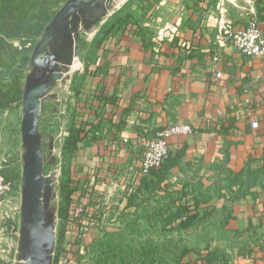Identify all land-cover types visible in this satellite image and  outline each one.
Instances as JSON below:
<instances>
[{"label": "crops", "instance_id": "1", "mask_svg": "<svg viewBox=\"0 0 264 264\" xmlns=\"http://www.w3.org/2000/svg\"><path fill=\"white\" fill-rule=\"evenodd\" d=\"M253 16L264 36V0H115L83 33L80 67L40 122L56 136L59 204L82 203L87 221L81 230L66 216L62 255L75 257L76 236L89 246L128 223L198 238L176 264H264V60L215 42L220 20L243 27ZM174 124L191 130L143 174L147 143ZM186 200L197 214L182 227Z\"/></svg>", "mask_w": 264, "mask_h": 264}, {"label": "water", "instance_id": "2", "mask_svg": "<svg viewBox=\"0 0 264 264\" xmlns=\"http://www.w3.org/2000/svg\"><path fill=\"white\" fill-rule=\"evenodd\" d=\"M115 0H66L36 40L22 91L21 212L16 264H53L57 200L55 134H44L40 122L47 101L69 78L83 51V33L103 21Z\"/></svg>", "mask_w": 264, "mask_h": 264}, {"label": "rangeland", "instance_id": "3", "mask_svg": "<svg viewBox=\"0 0 264 264\" xmlns=\"http://www.w3.org/2000/svg\"><path fill=\"white\" fill-rule=\"evenodd\" d=\"M39 36L35 39L34 44ZM26 54L31 56L32 49ZM15 46L22 48L23 45L19 42H14ZM28 59V61H29ZM74 65L80 67V61H75ZM79 67L76 69L78 70ZM76 71L75 69H73ZM23 75L20 78V84L25 83L26 74L28 72V62L22 66ZM9 79H3L0 81V89H8ZM23 111H22V99L19 103H16L10 108H3L0 111V175L6 179V174L19 176L13 182L17 183L21 179L22 175V135H21V123H22ZM51 167L58 168V165H51ZM50 166H46L45 172L49 171ZM54 170V169H53ZM18 186L14 185L11 192L8 194L7 200L4 204L0 205V264H16L17 256V238L14 234L15 229L10 228L7 224V220L11 219L15 221L18 219L16 208L20 204V196L17 192ZM58 196L61 198L62 196ZM6 214L11 217H6ZM12 216H16L15 219ZM57 223L58 230L56 229V244H57V256L56 264H64L66 260L71 262L76 261L75 264H176L182 259V253L187 250L193 242L198 239L193 236L179 237V236H160L157 231L152 232V235H146V227H130L126 226L118 233H111L101 237H96L90 243L85 245L82 241L83 237H75L80 240L76 246V251L70 258L67 253L61 254L62 244L65 243L62 239H70L61 235V213L59 214ZM20 219V218H19ZM20 221V220H19ZM78 223V222H77ZM80 227H86V224L79 223ZM94 226L97 222L92 223ZM143 224V223H142ZM144 228V229H143ZM67 231V230H66ZM59 248V249H58ZM72 248V247H71ZM75 248V247H74ZM65 253V251L63 252ZM67 260V261H68Z\"/></svg>", "mask_w": 264, "mask_h": 264}, {"label": "trees", "instance_id": "4", "mask_svg": "<svg viewBox=\"0 0 264 264\" xmlns=\"http://www.w3.org/2000/svg\"><path fill=\"white\" fill-rule=\"evenodd\" d=\"M66 0H0V81L9 79L8 89H0V111L3 108H10L22 99V91L24 83L20 84V78L23 75L22 66L28 62L29 56L27 52L31 50L35 39L40 36L41 32L62 6ZM19 42L23 45L22 48L14 45V42ZM1 83V82H0ZM163 166V164H162ZM158 168H153L151 172L155 173ZM166 176L161 174L160 179ZM19 178L13 175L6 174L7 181H14ZM68 195L64 198L65 204L60 205V213L62 217L61 225L66 221V216H69L71 222L75 224L83 223L85 220L82 216L74 218V208L78 205L73 203L72 208H69ZM71 207V206H70ZM196 204L185 201L175 213L177 223L186 227L192 223L193 216L196 215ZM180 218V219H179ZM78 222V223H77ZM173 221L167 225L168 229H172ZM7 224L10 228L17 229V225L13 220L8 219ZM61 226V227H62ZM64 231V230H63ZM61 229V235H63ZM59 255L54 256L53 264ZM68 260V259H67ZM64 264H75L76 261L68 260ZM60 264V263H59Z\"/></svg>", "mask_w": 264, "mask_h": 264}, {"label": "built area", "instance_id": "5", "mask_svg": "<svg viewBox=\"0 0 264 264\" xmlns=\"http://www.w3.org/2000/svg\"><path fill=\"white\" fill-rule=\"evenodd\" d=\"M172 31V30H171ZM215 42L219 45H222L225 42L232 43L235 47L238 48L243 54L248 56H257L264 60V36L261 33L258 18L253 16L243 27L236 26L231 21H221L218 23L217 33L215 35ZM186 45L183 43V46ZM219 59L218 55L214 57V60ZM221 73L218 72V76ZM248 101V100H247ZM255 127H258V122L253 123ZM190 127L188 125H171L164 130L160 131L155 137H153L146 145L145 151L142 154L141 162V172L143 174H149L153 168H158L162 166L166 156L169 152L168 141L169 138L174 134H181L190 132ZM56 171V176L58 170ZM18 186L17 192L18 197L20 196V204L16 208V213L18 218H20L21 212V179L17 181H7L2 175H0V205L8 198V194L11 192L13 186ZM57 191V200L58 205L60 206V198ZM82 201V200H81ZM83 205L79 203L74 208V218H80L83 213ZM6 217H11L6 214ZM59 216V209L56 217V225H58L57 220ZM13 219L16 216H12ZM18 220V219H17ZM87 221L84 220L83 224H86ZM82 224V225H83ZM85 227H82L81 230H84ZM18 232V231H17ZM55 256V252H54Z\"/></svg>", "mask_w": 264, "mask_h": 264}, {"label": "bare ground", "instance_id": "6", "mask_svg": "<svg viewBox=\"0 0 264 264\" xmlns=\"http://www.w3.org/2000/svg\"><path fill=\"white\" fill-rule=\"evenodd\" d=\"M75 61H78V59L76 58L75 60H74V62ZM74 62H73V64H72V66H71V70L69 71V73H71V71H72V69H73V65H74ZM70 76V75H69ZM54 260V259H53Z\"/></svg>", "mask_w": 264, "mask_h": 264}]
</instances>
